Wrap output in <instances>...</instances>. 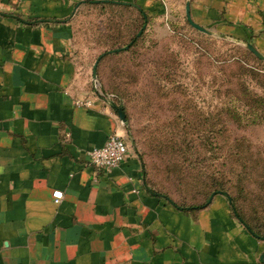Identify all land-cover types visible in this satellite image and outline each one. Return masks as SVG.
I'll list each match as a JSON object with an SVG mask.
<instances>
[{
    "label": "crops",
    "instance_id": "0c3cea01",
    "mask_svg": "<svg viewBox=\"0 0 264 264\" xmlns=\"http://www.w3.org/2000/svg\"><path fill=\"white\" fill-rule=\"evenodd\" d=\"M88 8L141 12L147 42L182 31L264 62L247 47L264 57V0H0V264H264V237L231 199L183 209L150 193L132 145L113 169L91 165L87 152L126 128L93 89Z\"/></svg>",
    "mask_w": 264,
    "mask_h": 264
},
{
    "label": "rangeland",
    "instance_id": "374dc122",
    "mask_svg": "<svg viewBox=\"0 0 264 264\" xmlns=\"http://www.w3.org/2000/svg\"><path fill=\"white\" fill-rule=\"evenodd\" d=\"M78 18L84 52L96 58L115 48L98 42L106 32L107 11L88 8ZM205 41L198 40L204 56L196 45H181L175 52L176 45L169 43L108 53L100 65L98 91L121 102L125 139L130 147L134 143L154 188L190 201L221 192L230 197L233 191L246 215H257L263 229L264 155L256 151L264 143V122L252 121L264 116V89L246 70L236 77L240 69L227 63L231 55H243L241 46ZM240 65L258 70L262 79L264 63L248 58Z\"/></svg>",
    "mask_w": 264,
    "mask_h": 264
},
{
    "label": "trees",
    "instance_id": "16d2710c",
    "mask_svg": "<svg viewBox=\"0 0 264 264\" xmlns=\"http://www.w3.org/2000/svg\"><path fill=\"white\" fill-rule=\"evenodd\" d=\"M127 9V8H126ZM144 17H142V13L141 12H137L136 14H133L132 11L130 10H126L125 12L119 13V11H116L115 9L111 10V13L109 14V18L107 19L106 25H105V30L106 32H103V35H101V38L99 39L98 42L101 43H105V44H112V48L116 46H119L118 48H120L122 45H129L127 49H123L119 52L114 53V55H118L121 54V52H126L128 51L131 47L133 48V46H138L140 44H146V45H152V44H173L168 42L166 39H161L159 42L155 41V42H147V40L145 39V37H143L144 35V30L142 32V34L140 36H138V32L142 31V26L144 24L143 22ZM179 37V43L178 46L177 44H175L176 46H173L172 49L175 52H178L180 49V46L183 45H187L190 46L191 44L196 45V47L198 48L199 53H201L200 51H202L201 49V45L198 42L199 41H207L209 39H205V38H192L190 36H187L185 33H183L182 31H176V33ZM205 41V42H206ZM115 44V45H114ZM123 47V46H122ZM114 48V49H115ZM103 52H107V51H103ZM102 53V52H101ZM203 56L204 54L201 53ZM100 55V54H99ZM98 55V56H99ZM106 56L108 57L109 54L106 53L102 58H100V60L98 61L97 64V78L99 77L100 74V65L102 60H104V58H106ZM243 56V57H242ZM231 55L232 60L228 61L227 63H232L234 65H236V70H238V72L235 74L236 77H238L239 74H243L244 70H246V73H249L251 75V78L254 79L256 81V83L262 87L264 89V75L261 76L262 79L260 78V74H258V70L254 71L248 68H245L244 66L240 65L241 62L247 61L248 58H250V54L247 50H243V55ZM251 59V58H250ZM226 60V59H224ZM254 60V59H253ZM257 61L259 63H264L262 61L259 60H254ZM250 68V67H249ZM257 69V68H256ZM220 72H222V69H220ZM102 91L104 92V88L102 87ZM106 92V91H105ZM257 120H262V122H264V116H260L255 118L252 122L256 123ZM247 147L251 146V144L248 142L246 144ZM248 153L250 154V152H246V155H248ZM256 155H264V143H262L261 147L257 146V151H256ZM141 158V156H140ZM142 160V158H141ZM142 165H143V161H142ZM143 169H144V175H145V180L147 182V184L152 188V191L157 194L158 196L163 197L164 199L168 200V202L172 203L174 206L178 207V208H183V209H193V208H200L203 207L207 204L208 202V197L207 199H202L199 201H195V200H176L173 199L170 195L159 191L158 189L154 188L151 184V182L148 180L147 174H146V170L144 168L143 165ZM250 172V171H247ZM246 172V174H247ZM222 190H218L216 192H219ZM215 192V193H216ZM230 197H231V202L230 205L232 207V210L234 211V213L238 216V218L242 221L243 224H245L247 226V228L259 235L264 237V227L263 229H260L259 225L257 224L256 220L257 219V215H252V217H248L246 215V212L243 211V208L239 205L240 200L239 199H235V195L233 193V191H231L230 193ZM259 203L263 206L264 204V199H259ZM253 211V207L251 208Z\"/></svg>",
    "mask_w": 264,
    "mask_h": 264
},
{
    "label": "built area",
    "instance_id": "2783aa9c",
    "mask_svg": "<svg viewBox=\"0 0 264 264\" xmlns=\"http://www.w3.org/2000/svg\"><path fill=\"white\" fill-rule=\"evenodd\" d=\"M130 146L124 137L116 132H111L104 144L100 147H93L87 153L91 165L95 168L108 171L120 165L129 155ZM54 202L62 198L61 191H53Z\"/></svg>",
    "mask_w": 264,
    "mask_h": 264
},
{
    "label": "water",
    "instance_id": "95a60500",
    "mask_svg": "<svg viewBox=\"0 0 264 264\" xmlns=\"http://www.w3.org/2000/svg\"><path fill=\"white\" fill-rule=\"evenodd\" d=\"M186 18L189 22L190 25H192L195 29L207 33V34H211L210 31H208L207 29L201 27L200 25L194 23L192 21V19L190 18V13H189V3H186ZM129 45H125L123 47L120 48H115V49H111L108 50L107 52H102L98 58L95 60L93 66H92V83H93V89L94 92L97 93V95L107 104L109 105L114 111H116V114L119 118V120L123 123L124 126H127V119H126V114L122 108V104L121 102L119 104H116L112 98H110L108 95H104L102 96L101 93L98 91V84H97V64L98 61L100 60V58H102L106 53H116L119 52L123 49H127ZM247 47L249 50H251L256 56H258L261 59H264V57L262 55H260L257 51H255L253 49V47L251 45L247 44ZM132 148L135 149V145L134 143H132ZM149 190V189H148ZM150 193L154 194V192H152L151 190H149ZM221 195H223L226 199H228V201H230V197L228 196V194L226 192H221ZM260 260L264 263V254L261 255Z\"/></svg>",
    "mask_w": 264,
    "mask_h": 264
}]
</instances>
